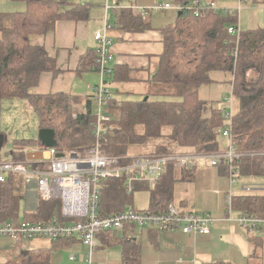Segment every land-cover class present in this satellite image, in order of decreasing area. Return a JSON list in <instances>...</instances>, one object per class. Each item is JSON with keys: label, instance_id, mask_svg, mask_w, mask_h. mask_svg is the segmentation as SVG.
I'll list each match as a JSON object with an SVG mask.
<instances>
[{"label": "trees", "instance_id": "16d2710c", "mask_svg": "<svg viewBox=\"0 0 264 264\" xmlns=\"http://www.w3.org/2000/svg\"><path fill=\"white\" fill-rule=\"evenodd\" d=\"M20 1L26 4L24 10L0 11V120L2 103L18 101L25 109L33 110L37 129L54 130V148L58 153L70 150L86 153L95 141L93 100L85 98L86 113H75L73 106L82 101L79 97L64 92L44 95L30 92L42 73L57 72L55 58L42 45L34 44L31 36L51 32L59 20L88 19L91 4L76 0ZM165 1L179 5L191 0ZM117 22L127 29L147 27L130 9L120 10ZM236 23V14L227 10H205L197 16L181 13L173 24L167 25L162 31L163 52L146 99L111 97L108 101L106 112L110 121L106 124L109 128L103 136L101 152L130 155L134 148L149 142L153 145L145 154L217 150L219 129L225 125L223 111L199 96L200 87L220 81L213 75L216 72L228 75L225 80L230 82L238 104L231 117L234 146L246 151L264 150V26L240 30L238 35L229 33L228 27ZM95 62L96 47L81 58V66L90 69ZM166 128H170L167 133ZM0 134L4 138L1 128ZM27 147L46 149L37 136L18 138L13 141L10 159L25 160ZM239 164L241 174L264 175V155L244 156ZM23 184V177L13 174L0 182L1 222L17 218L25 196ZM149 188L148 209L165 210L170 204L172 183L162 177ZM133 191L127 192L123 178L103 180L98 215L123 211L131 205ZM232 207L239 213L264 216V196H237L234 200L232 197ZM24 214L22 220L58 219L61 202L43 200L37 195L35 212L25 210ZM106 232L109 231L101 233ZM251 241L256 247L261 246L260 237ZM4 264H50V261L47 255L26 250ZM125 264H139L138 254L131 247L125 250Z\"/></svg>", "mask_w": 264, "mask_h": 264}, {"label": "crops", "instance_id": "0c3cea01", "mask_svg": "<svg viewBox=\"0 0 264 264\" xmlns=\"http://www.w3.org/2000/svg\"><path fill=\"white\" fill-rule=\"evenodd\" d=\"M9 1L20 0H7ZM76 1H86L91 4L88 19L59 20L51 32L31 36L34 44L42 45L46 52L55 58L57 72L42 73L39 83L30 92L41 95L64 92L79 97L82 101L73 106L74 111L85 103V98L93 100V87L100 82V74L92 68H82L81 58L96 47L95 32L104 29L105 24H108L110 26L105 30L112 41L113 61L110 63L112 72L106 77V83L111 96L119 100H137L146 97L164 48L162 31L167 25L176 21L178 11L175 9L157 11L149 13L143 19L140 14L141 8L165 0H115V3L113 0ZM106 1L109 8L105 7ZM202 1H213L219 8L234 10L237 18L235 26L239 30L264 26V0H249L246 3H240V0ZM19 6L12 4L7 8V12L18 8L23 10ZM122 9H130L134 14L139 15L147 27L141 30L123 28L117 22L119 11ZM0 11H3L1 7ZM218 77L220 78V75ZM224 84L226 83L222 85ZM224 91L215 89V92L219 93L215 98L218 108L220 101L227 98ZM228 91L232 92L230 82ZM218 142V148L226 144V140L220 136ZM31 150H40V148H25V159L26 153ZM132 155L139 153H131L130 156ZM163 175V179L172 183L170 204L182 211L208 212L217 218L211 224L210 232L193 236L179 230L169 231L152 226L128 225L97 236L98 247L93 254L94 264H125V250L128 247L138 254L139 264H257L259 262L264 264L262 239L260 238L261 246L256 247L251 241L253 237L246 234L234 221L222 219L227 194H230L233 200L237 196H264V175L241 174L237 181L230 183L223 163L215 167L193 169L168 165ZM136 184L138 186L132 192L131 205L126 206L124 210L131 207L148 209L150 205V188L144 183ZM23 187H25V196L20 202L17 218L4 222L21 221L25 216V210L35 212L38 195L35 184H26L24 181ZM135 192L147 193L144 204L134 206ZM237 213L239 212L234 210V214ZM4 222L0 221V223ZM58 240L31 239L16 242L0 236V264L14 259L26 250L47 255L50 264H83L87 247L78 238ZM72 255L73 259L70 258Z\"/></svg>", "mask_w": 264, "mask_h": 264}, {"label": "built area", "instance_id": "2783aa9c", "mask_svg": "<svg viewBox=\"0 0 264 264\" xmlns=\"http://www.w3.org/2000/svg\"><path fill=\"white\" fill-rule=\"evenodd\" d=\"M249 0H240L246 3ZM116 1L113 0V3ZM105 7L109 8L107 1ZM175 9L181 13L199 15L205 10H227L219 8L215 2L191 0L185 4L174 5L167 1H158L140 9L142 18L149 13ZM95 32L96 62L92 67L100 74V82L93 87V106L95 121L92 131L95 137L93 146L86 152L70 150L57 156L54 146L46 148L48 156L40 160H1L0 182L6 180L8 174H21L26 184H35L38 196L43 200L58 199L61 202V217L49 221L21 220L18 222L0 223V236L13 241L47 239H69L76 237L87 247L83 264H94L93 254L98 247L97 236L104 231L122 229L128 225L152 226L159 230H179L193 236L208 234L211 224L217 220L208 212L182 211L169 204L163 211L128 208L118 213L99 216L98 206L100 189L103 180L123 178L127 192L134 189L136 183H145L153 187L163 176L168 165L180 168L215 167L220 163L227 166L230 183L237 181L241 175L239 161L244 156L264 155V150L237 149L231 138L232 96L220 101V109L225 125L219 129V136L226 140L222 148L214 151H174L139 155H109L101 152L102 139L108 130L106 125L110 115L106 112L111 92L106 83V77L111 74L110 63L113 61L111 51L112 41L106 35L105 28ZM239 28L228 27V32L238 35ZM224 106V107H223ZM85 103L79 106L75 113H86ZM75 116V114H74ZM41 150V149H40ZM129 159V160H127ZM224 220L234 221L246 234L257 237L264 234V216L249 213L234 214L232 197H225ZM71 259L74 256H70Z\"/></svg>", "mask_w": 264, "mask_h": 264}, {"label": "rangeland", "instance_id": "374dc122", "mask_svg": "<svg viewBox=\"0 0 264 264\" xmlns=\"http://www.w3.org/2000/svg\"><path fill=\"white\" fill-rule=\"evenodd\" d=\"M11 3V4H10ZM20 5L19 7L23 8V10L26 8V4L22 1H9L7 0H0V7L1 10L7 12V8L11 7V5ZM13 11H21L18 9ZM214 76L220 75V82L217 84H208L206 86H202L199 88V96L202 99L208 100L209 102H213V105L216 106L217 101H215L216 96L219 93L215 92V89L219 88V91L225 90L224 94H226V97H231L232 92L228 91V85L229 82L225 80L226 77H228L225 73H214ZM224 80V81H223ZM223 83H226L222 85ZM222 85V87H220ZM227 92V93H226ZM172 99H176V97H172ZM237 100L234 96H232V107L227 106L226 111H234L237 108ZM224 107V106H223ZM0 128L3 131L4 138L2 134H0V160H6L10 157H8L10 154V151L13 148V141L18 138H31L35 137L37 133V118L30 108H23L21 103L18 101H9V102H3L2 103V113H1V120H0ZM170 128H166L164 130L165 133L169 132ZM2 137V138H1ZM152 142H149L146 146H139L133 149V152L135 154H145V152H150L147 150ZM153 145V144H152ZM33 151V150H31ZM25 154V152H24ZM45 156H48V153L45 152ZM14 175H21V174H14ZM22 176V175H21ZM33 186V185H32ZM34 195V193H33ZM133 204L134 206L138 204H144L147 199V193L146 192H135L133 195ZM263 243H264V234H261L259 236ZM261 249L263 251V261H264V246H261ZM260 263V262H259Z\"/></svg>", "mask_w": 264, "mask_h": 264}, {"label": "water", "instance_id": "95a60500", "mask_svg": "<svg viewBox=\"0 0 264 264\" xmlns=\"http://www.w3.org/2000/svg\"><path fill=\"white\" fill-rule=\"evenodd\" d=\"M181 14V12H178ZM146 99V97H144ZM37 139L40 140L41 144L45 148H50L53 147L56 144L55 140V132L51 128H38L37 133H36ZM2 138V137H1ZM45 152L43 150H33V151H28L26 153V159L27 160H40L45 157ZM62 153H58L57 156H61Z\"/></svg>", "mask_w": 264, "mask_h": 264}]
</instances>
